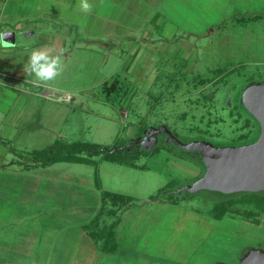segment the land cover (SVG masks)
Returning a JSON list of instances; mask_svg holds the SVG:
<instances>
[{
	"label": "rangeland",
	"instance_id": "374dc122",
	"mask_svg": "<svg viewBox=\"0 0 264 264\" xmlns=\"http://www.w3.org/2000/svg\"><path fill=\"white\" fill-rule=\"evenodd\" d=\"M88 2L90 13L66 17L65 70L49 81L59 87L0 74V144L7 150L0 159V241L5 246L0 249L22 253L15 255L21 262L15 258L8 264H33V243L43 237L52 248H41L42 260L54 251L51 264H70L71 258L66 263L60 257L81 246H68L64 237L66 248H55L50 245L54 231L59 239L58 233L72 230L77 240L76 226L102 206L92 228L118 219L108 228L107 243L113 247L101 245V256L88 264H207L217 259L231 264L247 249H264V210L247 213L256 210L254 205L239 202V211L219 219L208 213L221 198L261 187L175 192L207 173L204 156L175 144L164 131L147 134L148 128L166 126L184 142L246 146L264 141V123L245 97L249 89L264 85V0ZM23 47L5 49L11 56ZM114 78L122 87L107 94L103 82ZM65 93L71 98L60 97ZM75 141L112 147L118 156L138 152L135 165L104 152L81 151L77 154L88 161L51 164L26 157L34 148ZM102 190L133 200L108 214L111 203L102 202ZM89 254L82 264L89 262Z\"/></svg>",
	"mask_w": 264,
	"mask_h": 264
},
{
	"label": "crops",
	"instance_id": "0c3cea01",
	"mask_svg": "<svg viewBox=\"0 0 264 264\" xmlns=\"http://www.w3.org/2000/svg\"><path fill=\"white\" fill-rule=\"evenodd\" d=\"M83 11H80V6L78 1H70V0H0V32L2 31H12L13 35H9L6 38V42L10 41L9 45L14 49V46H24L21 51H12L11 56L8 53L4 46L0 45V71L1 69L7 70L5 72H14L19 77H14L12 79H21L31 78L35 80L34 76L28 75L24 72V66L28 63L30 54L33 50L44 49V50H56L57 53L61 52L65 46H67V39H62V31L65 23H68V19L66 18L68 14H79ZM50 20L52 23H50ZM53 24V25H52ZM53 30V31H52ZM55 30V32H54ZM13 36V38H11ZM127 36V35H125ZM37 38V42L34 40ZM12 40V41H11ZM14 42V43H13ZM11 49V50H12ZM61 49V50H60ZM56 53V54H57ZM63 57L67 58V52H63ZM21 56L19 58V56ZM11 57L13 59H11ZM24 78V79H22ZM58 78V77H57ZM16 81H11V83ZM33 82V81H32ZM49 85L54 87H59L58 83L47 82ZM2 94H5V91L1 89ZM1 94V95H2ZM4 96V95H2ZM45 111V110H44ZM16 112H14L13 119H16ZM43 114L46 117V113H42L41 118L43 122ZM40 118V119H41ZM4 121V120H3ZM2 122V119H0ZM8 127V126H7ZM4 136L6 134L4 133ZM2 148V150H1ZM5 148L0 144V159L4 158ZM1 161V160H0ZM68 222V221H67ZM69 223V222H68ZM70 224V223H69ZM78 224V223H76ZM66 225V224H65ZM64 225V226H65ZM76 227L80 228L76 237L77 240H73V232L61 233L59 239L57 236V231H54V238L50 245L56 246L55 248H66L62 244L66 242L64 237H67V244L70 245H80L81 248H78V251H73L75 247L71 248L65 256L60 257L59 260H66V263H69L68 260L71 258L70 264H82L85 261L83 260L84 256L86 258L85 252H89V262H91L94 256H101L100 252H102V247L99 245V241L94 240V238L88 233L84 226V222L79 223ZM75 231V230H74ZM56 233V234H55ZM51 236V235H50ZM63 237V240H62ZM55 238L58 240H55ZM38 241V240H37ZM43 241H38L33 243V256L31 257L33 264H51L50 260L52 258H56L55 252L51 251L47 253V257L42 260L40 255V250L43 246L48 248H52L49 245H45ZM3 241H0V247H5L2 245ZM66 245V246H67ZM9 249V248H8ZM5 249V250H8ZM4 249H0V254H6L8 256H1L0 263L5 262L8 264L10 261L15 262L18 256L17 254H22L19 250L6 251L4 253ZM20 252V253H19ZM107 253V251H104ZM59 253H64L61 249ZM77 253L78 255H74ZM92 254V255H91ZM16 258V259H15ZM22 260V258L20 257ZM19 260V259H17ZM49 261V262H48ZM19 262H21L19 260ZM56 262V261H55ZM62 262V261H58ZM65 264V262H64ZM207 264H213L212 262Z\"/></svg>",
	"mask_w": 264,
	"mask_h": 264
},
{
	"label": "water",
	"instance_id": "95a60500",
	"mask_svg": "<svg viewBox=\"0 0 264 264\" xmlns=\"http://www.w3.org/2000/svg\"><path fill=\"white\" fill-rule=\"evenodd\" d=\"M9 35H13V32L2 31L0 39H3L6 44H10V41L6 42ZM245 97L248 105L264 123V85L249 89ZM156 131L166 132L167 137L175 144L189 150H199L204 156L207 173L191 184L174 189L175 192L181 190L195 192L202 186L226 192L244 187L264 188V141L246 146H218L205 139L184 142L172 134L166 126L148 128L147 134L152 135ZM216 264L230 263L219 261ZM236 264H264V249L250 248Z\"/></svg>",
	"mask_w": 264,
	"mask_h": 264
},
{
	"label": "trees",
	"instance_id": "16d2710c",
	"mask_svg": "<svg viewBox=\"0 0 264 264\" xmlns=\"http://www.w3.org/2000/svg\"><path fill=\"white\" fill-rule=\"evenodd\" d=\"M102 87L103 90L106 91L107 94H109L112 91L117 92L118 89L122 87V84L119 82L117 78H114L111 81H104ZM143 146L146 148L150 147V145H145V144H143ZM121 147L126 148L123 145ZM81 151H85L88 155L104 152L105 156L108 157L109 159L112 160L117 159L120 162L130 165H135V158L138 155V152H135L136 154L134 153L135 155L133 154L130 157L126 155L118 156L115 153V149H113L112 147L104 146L97 142L75 141L71 143H66L64 146L49 145L44 148H34L31 151H29V154L26 157L31 161L32 160L38 161L43 164H51L53 162L62 161V160L88 161V156L77 154ZM200 159L203 163V167L206 168V164L202 159V155ZM241 193H242L241 195L236 197L221 198L217 200L214 203L212 209H210V211L208 212L209 215L219 219L229 211H239L240 208H237L235 210V206H237L239 202L242 203L247 202L249 204L252 203L254 205L256 210L247 209L246 210L247 213H257L259 211L264 210V188H259L250 191H243V192L241 191ZM101 194H102L103 203H105L107 200L110 201L111 203V205H109V207L106 210L108 214L116 213V211L118 210V208H120L121 205L129 204L133 200L132 196L119 192L102 190ZM103 210H104L103 206L100 207L97 210V212L92 216V218H90L86 223H84V226L88 227L86 230L94 238V240L98 241L99 239V243H100V240L103 239V242L100 243L99 245L112 249L113 246L107 243L111 239L110 231H108V228L114 226V224H116L119 220L116 219L109 223L103 222L102 226L98 227V230L92 228V224H94V222L98 220V216L101 214V211Z\"/></svg>",
	"mask_w": 264,
	"mask_h": 264
},
{
	"label": "clouds",
	"instance_id": "9594fccd",
	"mask_svg": "<svg viewBox=\"0 0 264 264\" xmlns=\"http://www.w3.org/2000/svg\"><path fill=\"white\" fill-rule=\"evenodd\" d=\"M92 7L88 0H80V8L83 12L90 13ZM0 45L4 47L12 46L6 44L3 39H0ZM64 70L63 50L57 54H52L49 50L44 49L33 50L28 63L24 66V72L30 76H34L36 86L55 80L58 76H62ZM50 99L56 98L50 97ZM57 102L60 101L57 100Z\"/></svg>",
	"mask_w": 264,
	"mask_h": 264
},
{
	"label": "built area",
	"instance_id": "2783aa9c",
	"mask_svg": "<svg viewBox=\"0 0 264 264\" xmlns=\"http://www.w3.org/2000/svg\"><path fill=\"white\" fill-rule=\"evenodd\" d=\"M1 72H2V71H0V74H3L4 76L6 75V76H8L9 78L19 77V75H17V74L14 73V72H4V73H1ZM19 78H20V77H19ZM22 79H24V78H22ZM24 80H26V79H24ZM30 82H32V81H30ZM48 93H49L48 90L45 89L44 94H45V95H48ZM60 97H64V98H66V99H69V98H71V95L65 93V94H63V95H60Z\"/></svg>",
	"mask_w": 264,
	"mask_h": 264
},
{
	"label": "flooded vegetation",
	"instance_id": "af4514ba",
	"mask_svg": "<svg viewBox=\"0 0 264 264\" xmlns=\"http://www.w3.org/2000/svg\"><path fill=\"white\" fill-rule=\"evenodd\" d=\"M248 251V249L247 250H245V252L243 253V254H241L237 259H235L234 261L233 260H231L230 262H231V264H236L244 255H245V253ZM220 260L219 259H217L213 264H216L217 262H219Z\"/></svg>",
	"mask_w": 264,
	"mask_h": 264
}]
</instances>
